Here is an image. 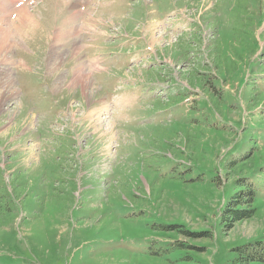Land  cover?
Instances as JSON below:
<instances>
[{
	"label": "rangeland",
	"instance_id": "374dc122",
	"mask_svg": "<svg viewBox=\"0 0 264 264\" xmlns=\"http://www.w3.org/2000/svg\"><path fill=\"white\" fill-rule=\"evenodd\" d=\"M81 1L88 20L69 39L54 20L74 12L73 0L20 8L17 23L0 6V211L11 210L10 224L0 227V264H233L235 248L264 240V108L251 111L247 103L259 88L264 93V0ZM23 11L31 23L18 21ZM43 16L50 20L40 22ZM246 18L256 40L249 50L251 40L235 35ZM94 30L100 32L92 36ZM219 45L241 59L238 73L216 88L239 103L228 118L222 110L234 122L220 126L224 135L211 131L212 110L195 111L196 102L194 110L149 103L155 95L177 96L181 86L190 89L185 102L207 100L184 80L199 68L194 59L199 70L213 66ZM84 54L98 55L99 63L88 67ZM44 77L54 101L33 85ZM126 78L139 105L103 112L105 89L98 86ZM36 96L66 110L57 125L37 120ZM195 126L210 133L196 136L195 154L174 163L167 142L179 146L184 137L186 149ZM251 158L255 215L226 231L220 219L233 190L225 165ZM201 171L204 182H192ZM179 173L186 183L166 177ZM61 191L68 203L57 202Z\"/></svg>",
	"mask_w": 264,
	"mask_h": 264
},
{
	"label": "trees",
	"instance_id": "16d2710c",
	"mask_svg": "<svg viewBox=\"0 0 264 264\" xmlns=\"http://www.w3.org/2000/svg\"><path fill=\"white\" fill-rule=\"evenodd\" d=\"M251 21H252L251 18L242 19V23L240 22L241 24L240 32L237 31V33H240V34H235L236 38L240 37L241 39L244 37H248L251 40L247 46L248 50L251 48V46L253 45L255 46L254 43L256 42L254 37L248 36L247 30H246L252 26L248 24ZM182 44L183 43H181V45ZM256 50L257 48H255L254 51L252 50L249 56L251 57V54H254ZM215 52H216V55L214 58L215 60L213 62V66L206 65L207 69L199 70V68L202 69V67L199 64V62L196 59H194V62H197L196 64L198 65L199 68H197L196 66L193 67L194 68L193 75H189V78H186L184 81H186L188 83V86L192 88L199 86L200 88L203 89V92L207 94L208 99L207 100L204 99L200 101L203 104H205L206 107L201 105L199 102H196L195 111L204 110L205 108H210L212 110L213 119L212 121H210V116H209L208 123H210L209 125L211 127V131L224 135L223 130L220 129L221 125H219L218 123V121L227 122V120L223 119L225 117H223L222 115V110H225L227 118H228V116H230L228 113L232 112L231 109L234 108V105L236 106L237 103L234 101L235 97L233 95L230 98L232 101H227V99L224 98L225 97L224 94H221L220 91H219L220 93L216 92V88H218L217 84H219L220 81L223 80V78H225V76L232 77L236 73H238L240 66L238 65L237 61L239 60L241 61V59L237 53H235V57L234 56L231 57V56H228L226 53H223L221 51L220 45L216 48ZM212 67L214 69H212ZM250 89L253 90L252 88ZM221 91H224V89H221ZM177 96L164 98V99L154 98L153 101L154 103L158 101L159 104H161V107L164 108L174 103L179 104L183 102L186 98L185 96L181 94ZM247 103H248L249 110L251 111L256 110L258 107H262V106H263L262 107L263 109L264 108V93L260 92V90H258L257 92H253L250 95L249 99L247 100ZM197 106H200V108ZM192 110H194L193 107H192ZM229 123L232 125L234 124L233 121H229ZM196 131H198L199 133H197ZM209 133L210 132L208 130H206L205 128H202L201 126H195V127L190 128V130L186 132L187 145L186 143L185 145H186L187 151L186 149H182V147L180 146L182 143L181 140L184 137L179 139V146H177V144H174V143L172 144V143L167 142V144L169 145L168 149L171 152L169 153V155L171 154L172 157H176V158H172L171 160H179V157L181 158L182 156H189L187 152L189 153L193 152L195 154L194 151L197 148L198 143L194 141L193 139L196 138V136H199V137L201 136L203 138V136H206ZM236 142L238 141L236 140ZM155 159L156 158H154L153 160ZM253 159L254 158H251L250 160H246L245 162H241V163L233 162V163L225 165L226 171H227L226 175L228 174V176L231 177L232 179V181H229L227 179V183L231 184L232 186L231 188L233 190V194L228 196V201L225 203L222 209V219H220V221L223 220L222 225L226 227V231L231 230L233 227V224H237L242 221H247L255 215V209L253 208V201L256 197L257 189L255 188L252 181L246 176V173L248 171H251L254 167ZM190 160L192 162L194 161L191 158ZM234 161H237V160L235 159ZM154 165L156 166V162H154L151 165V167ZM151 167L148 166V168L150 169ZM197 169L199 171L200 167L197 166ZM68 171H71V170H68ZM180 175L181 173L171 174V175H168L167 177L169 179L178 180L183 183H186L184 180H181ZM66 180L68 182H72V180H68V179ZM191 181L194 183L196 181L202 182L203 178H201L199 175H196L195 180H191ZM227 192H225V194ZM65 196L66 194L63 191L57 192V202H62V203L67 202L68 203L69 201L68 194H67V197ZM10 211L11 210L9 209L7 205L3 211H0V219H3V220H0L1 228L7 227L10 224L11 219L10 220L8 218L6 219L7 215L11 217ZM181 233H183L184 235H191L185 231H181ZM233 264H264V240H255L252 242H248L242 245L241 247L235 248V260Z\"/></svg>",
	"mask_w": 264,
	"mask_h": 264
},
{
	"label": "crops",
	"instance_id": "0c3cea01",
	"mask_svg": "<svg viewBox=\"0 0 264 264\" xmlns=\"http://www.w3.org/2000/svg\"><path fill=\"white\" fill-rule=\"evenodd\" d=\"M63 32H65L66 33V31L65 30H62ZM67 35V34H66ZM67 39H69V37H66ZM62 41H64V40H62ZM59 44H60V46L62 47V44H61V42H59ZM50 64H52V66L55 64H53V63H50ZM49 85H50V83H49ZM117 89H120L119 87H117ZM48 90H49V88H48ZM50 91V90H49ZM52 93V92H51ZM132 96L131 97H129L130 95H127L126 93H124V94H121L120 95V99H119V103H118V105H116V106H118V107H128V108H131L133 105H134V102H135V97L133 96V93L131 94ZM104 98L105 97H102V101L104 100ZM59 104H60V102H58ZM62 107V106H61ZM66 111V110H65ZM44 113H41V111H39V112H35V116L36 117H38L39 119H37V120H40V119H45V123L48 125V126H50V127H52V126H54L55 124H56V122L59 120V119H61V118H63L62 117V115L64 114V113H61V114H58V115H56V116H54L52 119V121L49 119V118H47V116H49V115H51V114H53L52 112H50V111H45V109H44V111H43ZM46 114V115H45ZM65 116V115H64ZM47 119H49V120H47ZM57 125V124H56ZM46 138H45V140L46 141H49V140H53L50 136H52V133H46ZM39 141L41 142V141H43L42 140V137H39ZM2 166V163H0V167ZM1 169H2V167H1Z\"/></svg>",
	"mask_w": 264,
	"mask_h": 264
},
{
	"label": "bare ground",
	"instance_id": "6f19581e",
	"mask_svg": "<svg viewBox=\"0 0 264 264\" xmlns=\"http://www.w3.org/2000/svg\"><path fill=\"white\" fill-rule=\"evenodd\" d=\"M2 8L0 9V11L2 12ZM21 11V10H20ZM20 11L18 12V13H20ZM28 11H23V14L20 16L19 15V19H18V21L19 22H22V21H24V22H30L31 23V17H30V15H28ZM11 22V21H10ZM9 25V24H8ZM9 28V27H8ZM1 30H4L2 27H0V31ZM1 34H3V33H1ZM10 35V34H9ZM3 36V35H2ZM6 38V37H5ZM4 39V38H3ZM2 39V40H3ZM4 44H5V42H4ZM8 44V43H7ZM10 44V43H9ZM77 46V45H76ZM8 47V46H7ZM14 95V94H13Z\"/></svg>",
	"mask_w": 264,
	"mask_h": 264
}]
</instances>
